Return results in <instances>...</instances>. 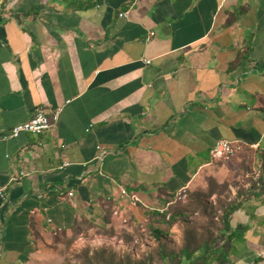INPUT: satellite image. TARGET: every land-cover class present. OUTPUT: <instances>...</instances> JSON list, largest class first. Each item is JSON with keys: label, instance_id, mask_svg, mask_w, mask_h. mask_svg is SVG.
<instances>
[{"label": "crops", "instance_id": "crops-1", "mask_svg": "<svg viewBox=\"0 0 264 264\" xmlns=\"http://www.w3.org/2000/svg\"><path fill=\"white\" fill-rule=\"evenodd\" d=\"M39 107L61 110L50 131L8 138ZM221 140L259 148L213 163ZM263 152L264 0H0V264L51 261L58 237L179 238L158 211L184 188L237 197L227 261L264 264Z\"/></svg>", "mask_w": 264, "mask_h": 264}, {"label": "trees", "instance_id": "trees-1", "mask_svg": "<svg viewBox=\"0 0 264 264\" xmlns=\"http://www.w3.org/2000/svg\"><path fill=\"white\" fill-rule=\"evenodd\" d=\"M247 56L248 51L243 53L241 61H246ZM262 169L264 171V152ZM251 189L263 194L264 181L258 178ZM201 197L202 195L189 193L187 203L190 201V204L187 207L184 203H179L169 211L171 218L167 224H177L181 228L178 245L173 243L174 238L151 226L147 234L154 240L155 246L148 248L145 254H140L137 258L128 254L121 256L108 251L93 252L85 249L77 254L75 260L78 264H231L227 261L228 250L233 240H243L245 227L238 225L233 229L230 220L240 209L242 202L237 197L232 200L222 199L215 208L210 203L205 204ZM190 213H195L200 218L189 217ZM130 241L133 239L125 242ZM260 262L263 260L258 259L254 264Z\"/></svg>", "mask_w": 264, "mask_h": 264}, {"label": "built area", "instance_id": "built-area-1", "mask_svg": "<svg viewBox=\"0 0 264 264\" xmlns=\"http://www.w3.org/2000/svg\"><path fill=\"white\" fill-rule=\"evenodd\" d=\"M121 17L128 16V11H125L120 14ZM60 109H57L55 111H49L44 107H39L35 109V114L31 119L28 121H25L23 123L17 124L13 126L9 133L8 138H17L20 134L23 133H29L32 135L40 136L49 131L53 127V121H56L59 114ZM258 146H247L246 144H243L239 141H228V140H221L217 142L215 147L211 150V158L213 163H230L233 162L240 154L244 153L248 148L256 149ZM102 158L97 159L98 163L101 162ZM85 181L89 179V177L83 176ZM188 188H184L183 190L179 191L177 194H175L168 202L165 204L163 209H159V212L161 214L165 215L166 222L170 221V208L179 204V203H185L188 200L189 192ZM58 196L63 201H72L75 197L74 191H65V190H58ZM2 198H4V194H0ZM121 199L127 200L129 204L133 207H138L139 205H146L141 201L137 196L135 195H128L126 192H121ZM146 208L149 209V207L146 205ZM113 219L118 220L120 224H122V227L128 224L131 219L128 217L126 218L125 215H122V212L117 209L113 213ZM173 228L176 226L173 225ZM60 233V230L55 231L53 235H57ZM83 239V238H81ZM100 240V239H99ZM114 240V239H113ZM82 241V240H81ZM118 243V246L120 249H123L124 252H127L128 254H132L135 257L139 256L140 254H145L146 250L153 246L154 240L150 238L147 234V232L142 235V241L140 242L139 239H136L134 243H130V245L126 244L124 240H114Z\"/></svg>", "mask_w": 264, "mask_h": 264}, {"label": "rangeland", "instance_id": "rangeland-1", "mask_svg": "<svg viewBox=\"0 0 264 264\" xmlns=\"http://www.w3.org/2000/svg\"><path fill=\"white\" fill-rule=\"evenodd\" d=\"M224 192H225V190L223 189L222 193H224ZM194 194L202 195L201 200L205 204L210 203L215 208H217L220 205L221 201H223L224 199H228V198H224L223 196L222 197L219 196L218 199L213 201V200H210V198H208L209 197L208 194H203L201 192L194 193ZM187 201L184 203L185 205L183 204L186 207L190 204V201L188 203H187ZM189 212L192 213V211H189ZM196 212H199V210H197ZM191 213H190L189 217H193L194 219L199 217L198 215H195V213H193V215ZM175 226H177V224H175ZM177 234L180 235L179 233H177ZM134 241L135 240L130 241V243L133 244ZM139 241L140 242L142 241L141 236L139 237ZM130 243H126V244L130 245ZM173 243L178 245L180 243L179 238H174ZM51 246H52L51 254L53 256V260H51V261L46 260L47 263L45 262L43 264H78V262L75 260V258H76L78 253H80L81 251H83L85 249H88V250L93 251V252L108 251V252H112L114 254L121 255V256L128 254L127 252H124L123 249H120V247L118 246V243L116 241L104 240V239L99 240V239H95V238H93V239H86V238L81 239V238L72 237V238L66 239L63 237H58L53 241ZM51 254H49V257L51 256ZM128 255H132V254H128ZM133 258H137V256L133 257Z\"/></svg>", "mask_w": 264, "mask_h": 264}, {"label": "bare ground", "instance_id": "bare-ground-1", "mask_svg": "<svg viewBox=\"0 0 264 264\" xmlns=\"http://www.w3.org/2000/svg\"><path fill=\"white\" fill-rule=\"evenodd\" d=\"M127 17V16H126ZM148 63V62H147ZM54 122V121H53ZM50 131V130H49ZM48 132V131H47ZM26 134H29V133H26ZM258 147L256 148V149H258L259 148V145H257ZM138 207H143V208H146V205L144 206V205H139ZM146 209H148V208H146ZM159 212V211H158ZM160 213V212H159ZM161 214V213H160ZM170 216V215H169ZM171 217V216H170ZM129 225V222H128V224H126L125 226H128ZM60 233H61V231H60ZM60 233H58V234H60ZM57 234V235H58ZM56 236V235H55ZM115 240V239H114ZM113 240V241H114ZM109 242V241H108ZM132 257H135L134 255H131Z\"/></svg>", "mask_w": 264, "mask_h": 264}]
</instances>
